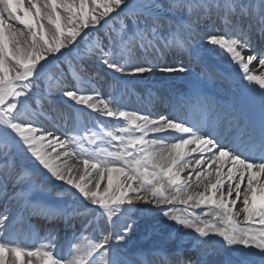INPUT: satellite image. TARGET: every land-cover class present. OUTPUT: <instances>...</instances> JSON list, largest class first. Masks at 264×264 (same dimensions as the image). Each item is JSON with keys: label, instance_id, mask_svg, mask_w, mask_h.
<instances>
[{"label": "snow or ice", "instance_id": "6c2138e0", "mask_svg": "<svg viewBox=\"0 0 264 264\" xmlns=\"http://www.w3.org/2000/svg\"><path fill=\"white\" fill-rule=\"evenodd\" d=\"M210 7L220 5L212 0H167L166 6L157 0H144L142 4L133 0H0V137H6L13 146L0 148V180L12 177L18 184L29 176L27 171L16 172L12 152L18 148L56 180L71 186L85 201L102 210L101 214L110 222L120 217L121 212H130L134 200L155 207L204 208L207 211L201 215L193 211L184 215L174 210L159 214L193 230L201 239L216 236L227 247L255 250L264 264V134L259 151H252L242 139L224 143L220 137L204 134L187 121L114 110L108 100L98 95L65 89L62 96L75 105L125 123L118 128L119 134L104 133L121 147L116 151L100 148L90 153L78 161L81 171L58 164L65 157L76 156L74 140L52 137L32 121L21 119L22 98H28L33 92L28 82L52 62L50 58H58L76 46L86 38L89 28L99 27L109 18L115 19L113 14L119 15L120 11L132 18L133 32L128 33L127 25L121 23L118 42L110 39L106 50L96 46L103 66L119 75L153 71L189 73L191 69L182 64L160 67L146 57L160 53L161 48L188 52L194 28L180 13L187 12L191 17L194 9H204L207 13ZM223 7L226 24L230 23L228 15H238V19L253 15L250 3L243 0H225ZM139 17H144L142 26L137 23ZM255 22L258 33L264 35V11L255 13ZM165 24L167 31H163ZM234 32L235 28H226L222 33L207 36L205 42L237 66L249 85H258L264 90V71H261L264 53L255 54L247 35L243 32L234 35ZM134 47L144 54L143 61L135 57ZM80 71L84 69L81 67ZM257 71L261 74L257 75ZM261 97L264 103V93ZM36 105L40 106L39 99ZM242 135L243 130L238 129V137ZM84 138L89 143L96 142L95 133H85ZM49 147L51 151H47ZM74 171L80 174L74 175ZM193 187L203 190L192 191ZM17 197H26V193H17ZM25 206H29L26 198ZM8 219L7 215L0 216V237L4 235ZM131 231L132 223L126 222L114 241L109 235L101 236L99 242L89 239L86 243L79 242L84 240L81 233L67 243V256L54 254L50 244L28 250L23 246H9L12 242L3 239L0 240V264H33V260L37 264H65V261L66 264H97V260L108 257L110 241L122 244ZM104 264L108 262L105 260Z\"/></svg>", "mask_w": 264, "mask_h": 264}, {"label": "bare ground", "instance_id": "6f19581e", "mask_svg": "<svg viewBox=\"0 0 264 264\" xmlns=\"http://www.w3.org/2000/svg\"><path fill=\"white\" fill-rule=\"evenodd\" d=\"M258 0H243L244 3L251 5V9L250 11L253 13L252 17H255V13H260L261 11H264V0H259L258 1V6L257 8L253 9L252 8V4ZM133 2L135 3H139L141 2V4L144 2V0H133ZM158 3H161L163 5H167V0H157ZM225 0H222L221 5H224ZM259 7V8H258ZM201 11L205 12L204 9H200ZM213 10V7H210L207 13H211ZM105 21L101 22V25L104 24ZM100 29V28H98ZM97 29V30H98ZM201 32L199 31L198 34L199 36H201ZM76 46H74L73 48H71L68 52L64 53L66 56L69 54H72L73 51L75 50ZM212 49V54L214 55H220L213 47H211ZM173 51V50H172ZM89 55L90 57H93L94 55V50L90 49L89 51ZM245 55H247V53H245ZM64 55L62 54L60 57H63ZM58 58H54L53 59V63L56 62V59ZM140 60L142 61V57H140ZM225 59H228L225 56H221L220 59H222V61H224ZM58 68V66L56 67ZM227 68L228 69H232V68H236L237 70L238 67L235 66L233 63H231L228 60L227 63ZM48 68H44L43 71L47 70ZM41 71L38 72V74ZM142 77L140 78L141 80H146L148 77H154L156 79H159L158 82L160 81H164V80H169L172 76L173 73H166V72H151V73H145L143 75H141ZM185 77V76H184ZM185 79L187 80V78L185 77ZM90 113L96 114V112H92L91 110H88ZM68 114L70 113L69 110L67 112ZM67 114V115H68ZM98 114V113H97ZM46 133H48V131H50V124L49 123H45L44 127H42ZM75 136L74 135H70V140H74ZM87 143V142H86ZM101 144V142L99 143ZM81 147L84 148V152L87 153L88 155L90 153H96L95 151H93V143H89L88 142V146L80 144ZM87 147V148H86ZM102 148H107L111 151H116L118 150L120 147H118L117 145H114L113 143L104 140L101 144ZM52 149L49 147L47 149V151H51ZM60 152L62 153L63 151L60 150ZM21 156V159L24 161V167L25 168H29L30 164L27 161V158L25 156ZM34 158H30L31 162H33ZM26 160V161H25ZM78 159L74 156H69V157H65L62 160L58 161V164L64 166L66 165L67 167H74V168H80L82 171V165L78 163ZM34 167H35V171H32L31 174L33 175L34 179L37 181V183L40 184V186L48 189L51 192H64V193H68V191H72V194L74 193L73 191L77 192L75 189H72L71 186L67 185L66 183H63L61 181H58L56 179L54 180H49L47 177H51V174L48 173V175H44V169H42V166H39L38 162H34ZM32 164V163H31ZM74 175H79L80 173H77L74 171L73 173ZM185 175H187V173H185ZM94 187V185H93ZM104 188V185H101V189ZM54 190V191H53ZM192 191H202L203 188H195L193 187L191 189ZM146 194V193H145ZM80 195V194H79ZM137 201V200H134ZM154 209H159L160 212L164 211V210H174L178 213L187 215L188 211H193L195 212L197 215H201L203 212L207 211V209L204 208H199V209H185L184 206L182 205H176V207H174L173 205H162L160 207H155ZM237 210H239V205H237ZM85 211L88 213H93L94 210L91 207H86ZM136 212L137 210L132 209L130 212H121L120 217H114L113 220L110 222L109 220V224L110 227L108 230H105V236H109L111 235L113 238V241L116 237V235L119 233V231L125 226L126 222H131V223H140L139 221L142 222V220H136V218H134L136 216ZM29 214H25V217H29ZM152 217L157 220L160 218V214H157L156 216L154 214H152ZM209 217H204V219H208ZM240 222L242 223L243 221V215L241 214L239 217ZM149 222V221H148ZM11 223H14L13 220L10 221H5V225H6V230H4V235L2 239H7L9 241H13L14 240V235L12 234L11 231H8V229L10 228ZM75 229H73L72 227H68L67 229L61 228L59 227L58 223L57 224H46L44 227H42L40 230L34 231V234L36 235V237H38L39 239H42L43 237L47 238L49 236H53V239L56 237V243L58 246V251L55 254H63V250H65V248L67 247V243L71 240L74 239V236H77V232H74ZM144 232H147V234H145ZM97 233V239L96 241L99 242V238L101 236H104V231H99L96 230ZM15 237H18L19 235L21 236L23 242L22 243H14V245L12 246H23V247H27L30 246L31 244H29L28 236H25V234L21 233V231H19ZM130 234H133L136 236V239H131L128 240L127 242H125L124 246H122V248L128 249L129 251H139L141 257L146 256L147 261L150 262V264H167V262L170 260V257L168 255H156V254H152L150 255V253H148V251H163V250H178V249H183L186 248V242L189 243V246L187 249L190 248L191 244L193 241H198L200 243V245L197 246L196 248V252L195 253H199L203 256V258H205L209 264V260H208V255L210 252H212L213 250H217L218 252H223V254H221L222 258H221V264H261V257L260 255L257 253V251L252 250V249H243L242 246H237V247H241V249H237L234 247H227L225 245V242L222 240V238L220 237H216V236H209L206 239H201L198 237V235L191 229H187L182 225L176 224L175 222L171 221V220H167L166 222H156V221H151L150 223L147 224H143L142 226V232L137 231L136 227L132 224V231ZM188 234V236L186 237L185 235ZM194 234L193 237H191V235ZM157 236V239L159 240L158 242H154V238L155 237H151V236ZM215 239V241L213 242V240ZM113 241L109 242L108 247L110 246V244H114ZM177 241H181L182 244L179 247L174 248L173 245L176 244ZM206 241H208V245L207 243H205ZM80 243H86L87 241V236L85 235L84 240L83 241H79ZM203 243V244H202ZM60 244L61 247L58 245ZM202 244V245H201ZM212 245V246H210ZM220 249V250H219ZM30 250V249H28ZM35 250V248L33 249ZM188 256L191 255V251L190 252H186V249L183 250ZM144 252H147L146 254H144ZM225 254V255H224ZM66 256V254H64ZM99 255V254H97ZM27 259V258H25ZM175 259V258H174ZM227 261V263H226ZM33 264H37V261L33 260ZM66 264V262H65ZM97 264H101L99 260H97ZM216 264V263H214Z\"/></svg>", "mask_w": 264, "mask_h": 264}, {"label": "rangeland", "instance_id": "374dc122", "mask_svg": "<svg viewBox=\"0 0 264 264\" xmlns=\"http://www.w3.org/2000/svg\"><path fill=\"white\" fill-rule=\"evenodd\" d=\"M139 21L140 20H137V23H139ZM121 23H123V24L127 25L128 27H130V25H133V20H132V18H127L126 16L120 15V14L117 15L115 17V19H111L110 20V25L112 27H114L115 24H116V26H117V32H119V30H120ZM118 35L121 36V34H119V33H118ZM90 38H91V36H87L83 40V42H81L79 44V46L80 45L81 46H87L89 44ZM107 47L105 48V50L107 49ZM62 71L63 70L59 67L57 70L56 69L55 70H52L49 74H46V75L42 76V78L37 79V80L29 81L28 83H31L32 84L33 90H35V91L36 90L39 91V90H41V88L48 91L50 88H52L54 82L60 76V74H61ZM26 99L27 98H22L23 106L20 109L21 119H24V120H27V121H32L33 123H37V122L39 123L37 116H32V115L30 116V115L26 114V108H25ZM113 132H117V134H118V131L117 130H114ZM12 147L13 146H12L10 140H8L6 137H0V148L7 149V148H12ZM18 153L19 152H17L15 149H13L12 155H13L15 161H16V168H18V166H19V159L16 156V154H18ZM24 156L27 159L30 158V156H26L25 154H24ZM8 181H11V178L10 177L9 178H6L4 180H0V184L1 185L3 184L5 186ZM23 183H27V185L32 184L31 180L28 179V178L26 179V182H23ZM101 190H103V189H101ZM35 193L37 194V196L40 195L41 197H46L48 199L47 201H53V202L55 201L53 195L45 194L46 192H44L42 190L39 191L38 189H36ZM144 195L146 196L147 199H151V197L148 196L147 194H144ZM77 197L79 199L82 198L81 196L80 197L77 196ZM83 202H85L86 204H90L89 202L85 201L84 199H83ZM152 206H153L152 204H146L143 201H139V200L138 201H135L134 204L132 205V207H136L138 209L140 208V210H143V211L150 210ZM166 218H163V220H165ZM104 223H102V227L100 228V230L106 225V222H104ZM103 224H104V226H103ZM93 234H94V232L92 233V235ZM92 238H93V241L95 242V240H96L95 235H93ZM114 259L117 261L116 258H114Z\"/></svg>", "mask_w": 264, "mask_h": 264}]
</instances>
